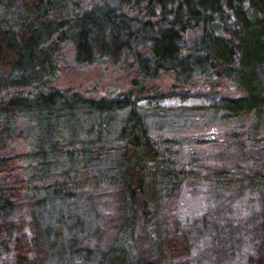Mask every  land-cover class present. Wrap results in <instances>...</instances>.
<instances>
[{
  "label": "trees",
  "instance_id": "obj_1",
  "mask_svg": "<svg viewBox=\"0 0 264 264\" xmlns=\"http://www.w3.org/2000/svg\"><path fill=\"white\" fill-rule=\"evenodd\" d=\"M95 1L0 0V251L14 264H264V0ZM64 44L77 65H128L130 89L87 97L50 87ZM161 77L177 88L154 90L150 84ZM194 83L209 87L207 96L183 90ZM175 98L198 101L189 110L225 121L253 119L246 133L251 148L233 137L226 145L233 168L214 167L202 176L215 213L201 219L163 217L166 204L198 176L175 161L176 143L148 135L138 112L159 113L160 103ZM119 112L120 124L112 128ZM75 113L98 123L101 144L60 152L67 175L75 176L33 194L20 172L27 153L9 150L31 127H20L19 115ZM36 146L44 159L59 143ZM36 196L44 206H60L48 228L34 209ZM71 204L85 214L74 219L73 241L65 238L72 228L63 224L69 223L63 206ZM110 207L114 215L100 214ZM225 209L235 216L222 215ZM99 220L112 230L104 247L93 244L103 234L92 231Z\"/></svg>",
  "mask_w": 264,
  "mask_h": 264
},
{
  "label": "rangeland",
  "instance_id": "obj_2",
  "mask_svg": "<svg viewBox=\"0 0 264 264\" xmlns=\"http://www.w3.org/2000/svg\"><path fill=\"white\" fill-rule=\"evenodd\" d=\"M63 46V50L57 60L55 75L51 79L50 87L56 90L77 92L87 97H106L130 89L131 82L134 79V71L128 68V65L119 64L112 66L104 61H97L91 65H77L73 60V48L68 44H64ZM150 85L154 90L161 92L173 91L172 88H177L172 87L173 82L169 77H161L157 82L151 83ZM190 85L188 84L189 87L182 88L192 97L195 95L203 96L202 94H206L205 96H207L210 90L207 86L203 87L195 83L193 86ZM22 91L28 94L26 90ZM232 91L226 89L220 90L221 94H228V92ZM141 104L143 105L142 101ZM196 104H198V101L192 99L184 102L175 98L160 103L161 107L160 109L158 108L160 112L156 114L150 110H138L140 114L144 115L148 135L158 142L165 143L170 141L176 143V145L174 144L172 146L171 151L172 153L179 152L178 156H173L175 161L183 165L186 171L194 169L195 176H198V179H195L194 183H188L192 184L191 186L193 187H189V190L185 187L182 190V194H175V197L166 204L163 209V217L165 219H170L177 215L186 216L191 219H201L207 213L214 215L215 208L212 206L213 199L204 194V183L203 185L200 184L203 180L202 176L207 175L214 167L224 166L230 169L233 168L227 158L230 152L226 149L227 143L230 145L234 143L233 141L235 139L233 137L238 136L241 142L245 140L246 145L251 148V141H246L247 137H249L246 133L247 126L253 121L252 118L244 121H225L210 111L189 110V106H196ZM63 116L57 118L55 116L36 115L31 119L29 115L25 118L21 114L18 117L20 127L23 128V125H29L31 127L29 131H25L22 134L23 136L21 138L15 137L9 150L10 153H27V158L20 163V172L26 176L31 184L33 194L42 191L41 188L53 186L60 180L63 181V179L69 178V176L70 178L73 175L75 176L74 172H70L67 175L68 165L64 164L65 159H63L64 156L60 152L66 153L79 149L87 143H93L96 147L101 144L98 142L96 134L99 127L97 125L98 123L91 126L93 121L87 119L81 113ZM120 120L121 113L119 112L114 116L111 127H117L120 124ZM243 132L245 136L242 135ZM237 133L239 135H236ZM108 140L114 141L113 133L109 135ZM41 143H59L56 154L50 155L49 153H43L46 156L42 159L37 153L38 148L36 146ZM160 144L162 145V143ZM43 162L45 164L42 165ZM49 164L52 167H58L55 170ZM43 167H49L51 171L47 173L38 172ZM38 175H42V177L38 179ZM84 175L83 172H80L79 178L83 179ZM50 191L51 189H45L42 193ZM193 193L196 194L192 196L193 198H190V195ZM40 201L38 196L34 197V209L42 213L44 226L48 228L52 225L51 223L54 218L60 213L56 209L60 208V206L54 204L57 201L49 202L47 206H44L43 202ZM234 206L244 208L243 203L237 202ZM64 207L65 205L63 206V213L68 218L69 223L68 225L67 223L63 224L65 227L72 228V230H67L65 238L73 241L76 235V230L73 229L75 224L74 219L79 218L80 215L83 217L85 214L81 212V208L77 210L72 204L68 210H64ZM111 209V207L108 209L100 208V214L104 217L105 215L112 216L114 213ZM207 209L209 212H206ZM229 211V209H225L222 215L233 218L235 214L229 213ZM240 211H242L243 216L249 215V210L246 208ZM49 216H52L53 220L51 222ZM236 216L238 217V215ZM99 222L100 220L98 221V225L93 226L92 231L96 230L97 234L98 232H102L103 234L98 240L93 239V244L104 247L111 241L110 234L112 230L105 221ZM73 243L75 245L76 242H71L67 245L68 250ZM55 260L57 261L58 259ZM0 264H14L11 254L0 251Z\"/></svg>",
  "mask_w": 264,
  "mask_h": 264
}]
</instances>
